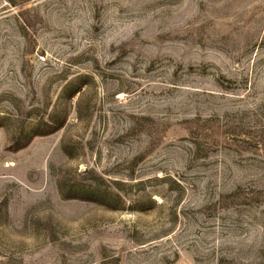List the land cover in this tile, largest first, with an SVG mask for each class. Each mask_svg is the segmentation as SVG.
<instances>
[{
	"label": "rangeland",
	"instance_id": "rangeland-1",
	"mask_svg": "<svg viewBox=\"0 0 264 264\" xmlns=\"http://www.w3.org/2000/svg\"><path fill=\"white\" fill-rule=\"evenodd\" d=\"M0 264H264V0H0Z\"/></svg>",
	"mask_w": 264,
	"mask_h": 264
}]
</instances>
